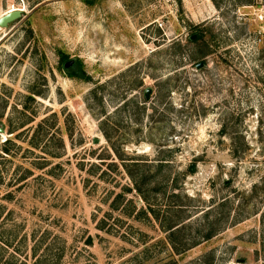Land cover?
I'll use <instances>...</instances> for the list:
<instances>
[{"label":"rangeland","instance_id":"374dc122","mask_svg":"<svg viewBox=\"0 0 264 264\" xmlns=\"http://www.w3.org/2000/svg\"><path fill=\"white\" fill-rule=\"evenodd\" d=\"M251 3L0 0V264H264Z\"/></svg>","mask_w":264,"mask_h":264},{"label":"trees","instance_id":"16d2710c","mask_svg":"<svg viewBox=\"0 0 264 264\" xmlns=\"http://www.w3.org/2000/svg\"><path fill=\"white\" fill-rule=\"evenodd\" d=\"M195 34H197V33H195ZM202 36V34H199L198 33V38H197V40L200 38ZM68 61H70V59H69V56H67V55H64L63 57H62V63L64 64V63H66V62H68ZM72 73H74L75 75H79L77 72H72ZM33 93V95H38L39 93L38 92H32ZM31 97V96H30ZM100 126H101V128L103 129V131H104V134L106 135V137L107 138H109V139H111V135L107 132V130L104 128V124H100ZM8 142V141H7ZM6 151H7V148H6ZM118 151V150H117ZM120 157H121V160H123V158H122V156H121V154H120ZM163 159H161V162H160V168H162L163 167ZM127 169H128V167H127ZM196 171V164H195V162L193 163V166H192V168H191V172H195ZM129 175H130V177H131V179L133 180V182H134V189L135 190H137L141 195H143V198L147 201V202H149V199L145 196V194L143 193L144 192V188H143V186L144 185H147V183L148 182H150V179L149 178H147L146 176H145V178H139L138 176H136V174H134L133 172H129ZM178 185L176 184L175 185V187H177ZM158 190H161V189H159L158 188ZM178 197V195L177 194H174L173 195V197ZM149 207H150V211H153V207H152V205L149 203ZM209 216V215H208ZM182 224V221L180 220V221H176V222H173V223H171V224H169V225H167V227H166V231H168L170 234L169 235H174V234H176L180 229H182L183 228V226L184 225H181ZM215 235V231H213V230H211L210 232H209V234L207 235V240H209V239H211L213 236Z\"/></svg>","mask_w":264,"mask_h":264},{"label":"built area","instance_id":"2783aa9c","mask_svg":"<svg viewBox=\"0 0 264 264\" xmlns=\"http://www.w3.org/2000/svg\"><path fill=\"white\" fill-rule=\"evenodd\" d=\"M244 7L254 9L252 20L255 27L252 35L248 37V41H250L254 52L264 54V0H252L251 4Z\"/></svg>","mask_w":264,"mask_h":264},{"label":"water","instance_id":"95a60500","mask_svg":"<svg viewBox=\"0 0 264 264\" xmlns=\"http://www.w3.org/2000/svg\"><path fill=\"white\" fill-rule=\"evenodd\" d=\"M23 12H24L23 10L17 9V10H14V11H11V12H8V13L4 14L3 16L0 17V26L1 27L8 26L13 21L19 19L22 16ZM196 37H197V34L193 35L191 37V39H194ZM74 63H75V60H70L69 62H67L65 64V66L68 67V66L73 65ZM202 65L203 64L200 63L197 66H198V68H200ZM151 91H152L151 88H148L146 90V93H145L146 98H149ZM0 130H2V129L0 128Z\"/></svg>","mask_w":264,"mask_h":264},{"label":"bare ground","instance_id":"6f19581e","mask_svg":"<svg viewBox=\"0 0 264 264\" xmlns=\"http://www.w3.org/2000/svg\"><path fill=\"white\" fill-rule=\"evenodd\" d=\"M14 10H17V8H13V9L9 10L8 12H11V11H14ZM19 10H23V9L20 8ZM8 12H7V13H8ZM2 16H3V15H2ZM0 17H1V16H0ZM0 27H1V26H0Z\"/></svg>","mask_w":264,"mask_h":264},{"label":"flooded vegetation","instance_id":"af4514ba","mask_svg":"<svg viewBox=\"0 0 264 264\" xmlns=\"http://www.w3.org/2000/svg\"><path fill=\"white\" fill-rule=\"evenodd\" d=\"M75 64H76V62L73 64L74 66H75ZM203 64V66H206V63H202ZM74 68V67H73Z\"/></svg>","mask_w":264,"mask_h":264}]
</instances>
